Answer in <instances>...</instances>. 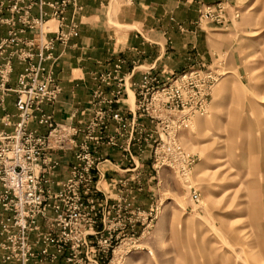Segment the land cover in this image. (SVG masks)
Segmentation results:
<instances>
[{
	"label": "built area",
	"instance_id": "built-area-1",
	"mask_svg": "<svg viewBox=\"0 0 264 264\" xmlns=\"http://www.w3.org/2000/svg\"><path fill=\"white\" fill-rule=\"evenodd\" d=\"M219 5L222 9V3ZM71 6L79 10V0H0V35L7 27V37L0 39V59L9 47L18 46L0 64V90L16 95L19 112L13 131L0 130V264H110L121 237L118 229L135 233V222L144 224L147 217L129 182L123 184L117 201L101 196L95 183L100 172V149L122 147L121 140L131 134L133 141L144 139L150 144L151 159L157 166L174 167L185 157L174 134V115H168L169 108L175 109L174 85L165 86L152 69L144 73L137 86L138 118L114 108L123 93V79L115 99L106 94L105 86H111L117 73L101 76L102 83L89 108L90 117L83 126L69 120L58 123L44 109L63 91L54 69L46 62L55 60L58 41L68 43L79 34L77 22L66 23ZM36 8L37 15L33 12ZM50 18L61 22L53 37L47 25ZM28 29L34 37L26 41L20 35ZM14 56L27 65L16 87H6ZM149 117L157 122L156 131H146L139 121ZM33 121L46 126L48 132L31 129ZM113 122L118 125L110 134ZM5 124L11 125L10 115ZM56 150L74 151L75 157L69 177L58 184L59 189H55L54 180L60 166L53 154ZM193 199L200 200L198 192ZM122 222L123 227H118Z\"/></svg>",
	"mask_w": 264,
	"mask_h": 264
},
{
	"label": "rangeland",
	"instance_id": "rangeland-1",
	"mask_svg": "<svg viewBox=\"0 0 264 264\" xmlns=\"http://www.w3.org/2000/svg\"><path fill=\"white\" fill-rule=\"evenodd\" d=\"M196 25L213 55L155 73L174 85L168 115L185 157L150 160L147 219L118 229L110 264H264V0L208 4Z\"/></svg>",
	"mask_w": 264,
	"mask_h": 264
},
{
	"label": "crops",
	"instance_id": "crops-1",
	"mask_svg": "<svg viewBox=\"0 0 264 264\" xmlns=\"http://www.w3.org/2000/svg\"><path fill=\"white\" fill-rule=\"evenodd\" d=\"M220 1L225 0H79L80 9L75 11L71 6L66 13V23L77 22L79 34L72 36L68 43L58 41L55 60L46 62L54 69L63 91L55 103L45 104L44 109L53 114L58 123L69 120L83 126L90 117L89 108L95 90L102 83L101 76L117 73L118 78L111 86H105L106 94L115 99L114 94L123 79V93L114 108H121L128 117L138 118L137 86L146 71L152 69L159 75L181 71L196 64L199 58L213 55L209 31L199 29L196 23L203 7ZM33 12L37 15L39 9ZM47 25L51 27V37L61 28V22L55 18H50ZM6 37L7 27H4L0 39ZM20 37L28 41L34 33L28 29ZM17 47L15 44L9 47L0 64ZM34 62L38 63V58ZM26 65L14 56L13 71L6 87H16ZM130 90L135 93V104ZM8 115L11 125L5 124ZM18 120L16 95L0 90V130L13 131ZM139 121L146 126V131L150 130L149 118H139ZM117 125L112 123L110 134L115 133ZM30 128L43 134L48 132V128L37 121H33ZM128 136L121 140L122 147L100 149V172L96 173L95 183L102 191L101 196L114 202L123 193V184L129 182L137 204L143 207L147 204L144 199L151 197L152 190L147 186L152 180L148 175L151 146L144 139L136 142L130 138L131 134ZM53 154L60 160L54 175L55 189H59L58 184L69 177L75 161L74 151L56 150Z\"/></svg>",
	"mask_w": 264,
	"mask_h": 264
},
{
	"label": "bare ground",
	"instance_id": "bare-ground-1",
	"mask_svg": "<svg viewBox=\"0 0 264 264\" xmlns=\"http://www.w3.org/2000/svg\"><path fill=\"white\" fill-rule=\"evenodd\" d=\"M130 93H131V97H132V102H133V104H135V93L132 90H130Z\"/></svg>",
	"mask_w": 264,
	"mask_h": 264
}]
</instances>
